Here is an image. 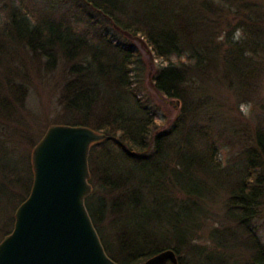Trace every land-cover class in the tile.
Returning <instances> with one entry per match:
<instances>
[{"label":"trees","instance_id":"16d2710c","mask_svg":"<svg viewBox=\"0 0 264 264\" xmlns=\"http://www.w3.org/2000/svg\"><path fill=\"white\" fill-rule=\"evenodd\" d=\"M262 1L0 0V126L20 119L28 93L25 83H16L15 48L44 70L64 66L53 124L83 125L105 135L90 146L93 184L85 206L107 255L118 264H143L167 248L176 252L177 264H197L203 248L190 244V224L203 211L198 201L213 187L227 189L228 216L248 233L247 264H264V246L249 227L264 176V129L254 130L239 161L223 166L216 144L225 127L215 103L202 94L215 80L234 89L238 103L258 101L264 72ZM212 15L225 31L219 38L216 29L214 43V35L204 33ZM109 25L128 38L144 39L167 62L151 82L178 103L169 129H157L156 111L138 95L133 79L136 52L110 35ZM236 31L241 34L234 40ZM172 56L181 60L171 62ZM32 176L27 160V167L0 179L10 209L28 196ZM173 186L185 196H174ZM102 226L115 228H108L107 239ZM212 238L217 247H226L218 230ZM185 244L195 257L190 263L182 255ZM219 257L212 252L203 261L214 264Z\"/></svg>","mask_w":264,"mask_h":264},{"label":"rangeland","instance_id":"374dc122","mask_svg":"<svg viewBox=\"0 0 264 264\" xmlns=\"http://www.w3.org/2000/svg\"><path fill=\"white\" fill-rule=\"evenodd\" d=\"M262 4L264 5V1ZM101 22L103 25L104 20L101 19ZM207 23H210L209 29L204 33L209 34L211 38L215 37L212 40L213 43L218 38L216 32L218 27L221 29L219 38H224L225 31L223 27H220L222 24L218 16L212 15ZM109 34H115L120 41L126 42L134 48L138 60L132 64L134 66L132 75L138 95L156 111L157 129L159 131L169 129L179 111L178 105L176 106L178 103L175 99L162 96L151 82L156 69L166 65L167 62L157 58L144 39L128 38L111 26ZM211 34L214 36L212 37ZM240 34L241 32L236 31L233 35L234 40ZM14 51L16 52L12 54V65L20 71L16 83H25L28 86V93L25 104L20 109V119L9 121L6 124L2 119L4 125L0 126V179L3 180H6V176L12 171H18V167H27V160L31 165L34 145L42 137L47 127L56 121L60 110L57 100L62 81L61 75L64 72L62 65L52 71L44 70L40 67L39 62L30 57L25 50L15 48ZM182 59L184 58L182 57ZM179 60L181 59L174 56L169 58L171 62ZM261 76L255 97L257 102L238 103L239 97L234 94V89L215 80H209L202 91V94L210 102L215 103L219 113L217 119L220 122V127H225L216 144V157L221 160L223 166L229 165L233 161H239L242 151L251 146L254 130L257 127L264 129V111L262 110L264 108V72ZM0 125H2V121H0ZM171 153L173 156L174 152ZM170 158V162L173 163L174 157ZM170 191L171 193L173 191L174 196H185L184 192L175 186L171 187ZM259 193L254 202V216L250 219L249 227L256 234L257 240L264 246V176L260 182ZM207 195L206 200L198 201L203 210L200 217L190 224L192 236L190 244L203 248L201 255L197 256V264H205L203 261L205 254L212 252L221 256L214 264H247L251 261L252 252L244 242L248 233L228 216L227 189L213 187L211 193ZM9 201V198L0 191V241L4 234L13 228L16 207L10 209ZM108 228L110 232L115 229L113 226H102L106 239L109 234ZM216 230L219 231L221 238L226 240V247L216 246L217 244L212 238V232ZM190 244H185L182 251L183 257L189 260V263L192 258H195L194 254H189Z\"/></svg>","mask_w":264,"mask_h":264},{"label":"water","instance_id":"95a60500","mask_svg":"<svg viewBox=\"0 0 264 264\" xmlns=\"http://www.w3.org/2000/svg\"><path fill=\"white\" fill-rule=\"evenodd\" d=\"M105 135L83 125L51 124L32 149V184L0 241V264H118L101 242L85 206L91 192L92 143ZM177 264L172 248L143 264Z\"/></svg>","mask_w":264,"mask_h":264}]
</instances>
